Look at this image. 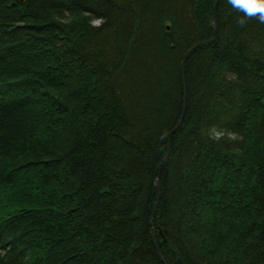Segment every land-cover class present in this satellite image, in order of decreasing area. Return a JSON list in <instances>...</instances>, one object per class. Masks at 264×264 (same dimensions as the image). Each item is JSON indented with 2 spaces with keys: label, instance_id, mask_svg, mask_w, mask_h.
<instances>
[{
  "label": "trees",
  "instance_id": "1",
  "mask_svg": "<svg viewBox=\"0 0 264 264\" xmlns=\"http://www.w3.org/2000/svg\"><path fill=\"white\" fill-rule=\"evenodd\" d=\"M214 3L0 0V264H264V24L217 0L185 96Z\"/></svg>",
  "mask_w": 264,
  "mask_h": 264
},
{
  "label": "rangeland",
  "instance_id": "2",
  "mask_svg": "<svg viewBox=\"0 0 264 264\" xmlns=\"http://www.w3.org/2000/svg\"><path fill=\"white\" fill-rule=\"evenodd\" d=\"M25 1H27V0H25ZM216 5H217V0H215V3H214V5H213V9H212V11H211V13L212 12H214L215 11V9H216ZM213 14V13H212ZM94 24H96V25H98L99 24V22L98 21H96V22H93ZM217 34V29H216V31L214 30V28H213V37H214V35H216ZM212 37V38H213ZM211 40V39H210ZM215 40V39H214ZM214 40H212V41H214ZM209 41V40H208ZM208 41H205V42H208ZM212 41H210V42H212ZM210 42H208V44L210 43ZM183 79H184V77H183ZM66 80V81H65ZM57 81H60V80H57ZM63 82H66L64 85H62L61 86V84L59 83V84H57L58 85V90H59V92H57V93H59V96L60 95H62L63 97H61L62 98V101H64V103H66V104H68V105H75V103H77L78 102V100L77 99H75L76 97H78L79 95L75 92V90L74 89H76L75 88V86H74V84H73V81L71 80V79H69V77H67V78H65V79H63ZM44 92H45V90L48 92L47 93V95H45V98L46 99H44L43 98V101H42V105H40V110H42L41 111V117L42 118H45V121H44V126H43V133H42V136H45L46 137V139L48 138V139H53V138H60V139H58V140H55V145H57V147L58 146H61V148L63 147V148H65L67 145H66V142H62V141H60V140H62V138L63 137H65V133H66V127L64 126V122L61 124V125H59V121L58 122H56L55 123V118L57 117H63V114H65V113H54L56 110H54V108L52 107V105H51V103L52 104H54V102L55 101H59L60 99L59 98H57V94L55 95L54 93H53V91L49 88V87H45L44 89ZM80 94V93H79ZM82 97H84V100L86 101L87 100V97H88V95L86 94H84L83 92H82ZM81 95V94H80ZM61 101V100H60ZM59 101V102H60ZM51 107L53 108V109H51ZM69 109H70V107L69 106H67ZM57 111H59V110H57ZM67 114H71V112H67ZM69 117H71V120H73L75 117L72 115H69ZM58 125L60 126V127H58ZM63 126H64V128H63ZM62 135H64L63 137H62ZM169 142H171V139L169 140ZM54 143V142H53ZM59 144V145H58ZM52 145V144H51ZM247 151V150H246ZM41 152H43V151H41ZM40 152V153H41ZM38 153V152H37ZM52 157V156H51ZM31 158H33V157H31ZM27 160H29L30 161V157L29 158H23V159H21V161H20V163L19 164H25V163H27ZM24 161H26L25 163H24ZM26 165V164H25ZM33 167V164H31V165H29L28 166V168L30 169V168H32ZM157 176V175H156ZM32 179H34V178H32ZM32 179L31 180H29V183L27 184L29 187H28V189H29V191L28 192H26L25 194L26 195H28L29 193H30V195H31V193H33L34 194V196H37V195H43V199L44 198H46L47 196H52V192L50 193H48V191H46V190H39V189H37V188H32L31 187V183L30 182H32ZM27 185H26V187H27ZM56 187H60V186H56ZM64 187V186H63ZM156 187H157V190H158V196H159V194H160V188H161V186H157V184H156ZM32 191V192H31ZM35 191V192H34ZM37 193V194H36ZM39 193V194H38ZM29 196V195H28ZM16 199H17V197H16ZM157 199L159 200V197H157ZM157 200V201H158ZM153 213H154V211H153ZM203 227H202V223L201 224H199V226H198V229L201 231V229H202ZM210 227H208L207 228V230L205 231V232H210ZM226 231V230H225ZM197 233H199L200 234V232L198 231ZM211 233V235H212V238H214L215 239V241L214 242H216V243H218V238H225V239H228V240H230L231 238H233V235L235 234V231L234 230H230V233H229V230H228V232L227 233H229V234H227V233H221V231L219 230L218 232L216 231V234H214V236H213V233L212 232H210ZM225 234V235H224ZM206 235V234H205ZM204 236V235H203ZM198 237H201V238H197V240H200V241H204V237H202V235L200 236H198Z\"/></svg>",
  "mask_w": 264,
  "mask_h": 264
},
{
  "label": "bare ground",
  "instance_id": "3",
  "mask_svg": "<svg viewBox=\"0 0 264 264\" xmlns=\"http://www.w3.org/2000/svg\"><path fill=\"white\" fill-rule=\"evenodd\" d=\"M23 3L24 2H26L25 0H21ZM213 14H211V26H212V28H213V24L214 25H216V28H217V23H216V21H215V11L214 12H212ZM215 38H216V35H215ZM203 42H205V41H203ZM200 43H202V42H200ZM199 44V43H198ZM197 44V45H198ZM208 44V43H207ZM207 44H204V45H201V46H199L198 48H200V47H203V46H205V45H207ZM198 48H195V49H193L191 52H190V54L191 53H193V52H195ZM184 66V67H183ZM59 68H62V66H60ZM63 69V68H62ZM57 71V70H56ZM183 71H184V73H185V64L184 65H182V74H183ZM183 83H184V90H185V92H186V90H187V84H186V81H184V79H183ZM185 96H186V93H185ZM186 100V99H185ZM170 148H171V142H170V144H169V150H170ZM163 163V162H162ZM30 171H32V170H30ZM36 175H38V174H36V173H33V172H31V174L27 177V180H31L32 178H34V180H36ZM43 181H42V183H46L47 182V180L46 179H42ZM157 180L159 181V186H161V183H160V180H159V177L158 176H156V180H155V183L157 182ZM34 183H36V186L37 187H41V182L40 181H38L37 180V182H34ZM157 184V183H156ZM58 185H61L60 183H58ZM39 189V188H38ZM72 188H70V187H67L66 188V191H69V190H71ZM35 192V191H34ZM37 194V193H36ZM29 195V198L31 199L30 200V203H34V201H35V196H34V194L33 193H31V195H30V193L28 194ZM159 196H160V194H159ZM158 196V197H159ZM214 220H215V222L213 221V223L214 224H216V225H218L219 223L217 222L218 220L217 219H215L214 218ZM152 222H153V214H152ZM202 229H201V232H204V231H206L207 230V228H208V224H207V221H204L203 223H202ZM159 235H162V233H161V231L160 230H157V228L154 226V222H153V226H152V229H151V238H152V240H153V243H154V245L157 247L158 246V243H157V241L159 240V237L161 238L162 236H159ZM21 252H23V253H21L19 256H21V258L24 260V263H26V264H28V262H30V263H32L33 261H34V252L33 251H26L25 249H23V250H21ZM158 252H159V254L162 256V258L163 259H165L164 258V256L161 254V252L158 250ZM164 262H165V260H164Z\"/></svg>",
  "mask_w": 264,
  "mask_h": 264
},
{
  "label": "clouds",
  "instance_id": "4",
  "mask_svg": "<svg viewBox=\"0 0 264 264\" xmlns=\"http://www.w3.org/2000/svg\"><path fill=\"white\" fill-rule=\"evenodd\" d=\"M226 3L243 14L238 21L240 25H244L246 19L251 18L264 24V0H226Z\"/></svg>",
  "mask_w": 264,
  "mask_h": 264
},
{
  "label": "water",
  "instance_id": "5",
  "mask_svg": "<svg viewBox=\"0 0 264 264\" xmlns=\"http://www.w3.org/2000/svg\"><path fill=\"white\" fill-rule=\"evenodd\" d=\"M213 28H214V30L216 31V29H217V28H216V25L213 24ZM214 39H215V35H214V37H213L211 40H209L208 42H210V41H212V40H214ZM208 42H202V43H199V44L196 45L193 49L198 48V47L201 46V45L207 44ZM193 49H191L190 52H191ZM190 52H189V53L187 54V56L185 57L184 62H183V65L185 64L187 57L190 55ZM183 67H184V66H183ZM183 77H184V81H186L184 71H183ZM185 93H186V92H185ZM170 139H171V138H170ZM167 154H168V153H167ZM167 154H166V156H167ZM166 156H165V157H166ZM165 157H164V158H165ZM164 158H163V159H164ZM163 161H164V160H162V161L160 162V164H159V166H158V168H157L158 170L160 169V166H161V164H162ZM156 183H157V186L159 187V181H158V180H157ZM154 210H155V208H154Z\"/></svg>",
  "mask_w": 264,
  "mask_h": 264
}]
</instances>
